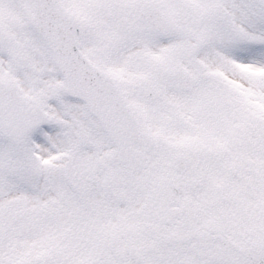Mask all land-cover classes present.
I'll use <instances>...</instances> for the list:
<instances>
[{
	"label": "snow or ice",
	"instance_id": "1",
	"mask_svg": "<svg viewBox=\"0 0 264 264\" xmlns=\"http://www.w3.org/2000/svg\"><path fill=\"white\" fill-rule=\"evenodd\" d=\"M0 264H264V0H0Z\"/></svg>",
	"mask_w": 264,
	"mask_h": 264
}]
</instances>
